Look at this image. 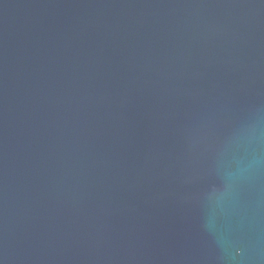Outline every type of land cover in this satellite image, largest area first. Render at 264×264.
I'll return each mask as SVG.
<instances>
[{
	"label": "water",
	"instance_id": "95a60500",
	"mask_svg": "<svg viewBox=\"0 0 264 264\" xmlns=\"http://www.w3.org/2000/svg\"><path fill=\"white\" fill-rule=\"evenodd\" d=\"M0 264H264V0H0Z\"/></svg>",
	"mask_w": 264,
	"mask_h": 264
}]
</instances>
